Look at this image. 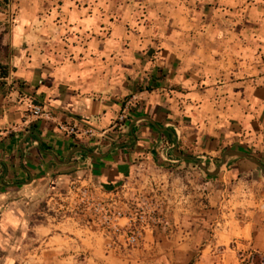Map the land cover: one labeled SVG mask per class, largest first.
I'll use <instances>...</instances> for the list:
<instances>
[{"label": "clouds", "instance_id": "1", "mask_svg": "<svg viewBox=\"0 0 264 264\" xmlns=\"http://www.w3.org/2000/svg\"><path fill=\"white\" fill-rule=\"evenodd\" d=\"M219 2L221 8L215 11V17H218L225 26L223 30L219 26H204L202 24L198 26L196 23L190 22L188 17L190 9L185 6L186 0H63L62 7L60 0H18L7 11L0 12V21L11 19L14 25V46L16 48H20L21 44L25 42L29 45L28 49L22 51L20 57L15 60V65L20 67L21 71L14 75L25 76L29 81L35 78L37 82L49 75L54 76L56 87L49 90L47 87L41 86L39 92L47 93L50 103L54 107H59L61 102L52 100L51 97L59 94L57 89L61 83L68 84L81 93L80 97L75 98V110L81 111V106H86L83 111L87 114L91 108V98L94 93L103 92L107 98V93L112 92L114 87L124 79L125 70L120 67L119 62L132 63L134 61L133 52L147 49L148 45L152 44V38L156 37L162 40L159 47L169 49L184 62L185 68L181 69V73L193 63L203 64V72L197 73V75L202 74L209 77L204 80V84H216L222 70L229 75L238 77L256 76L264 72V61H261V57L264 56V0H219ZM192 3L194 4L195 0H192ZM46 4L49 7L46 8ZM85 4L87 7H84ZM201 15H203L202 12L196 13L193 20L198 21ZM171 20L175 21L180 30L174 31L171 36H166L165 32ZM245 20L257 24L259 27L246 29L239 35L235 34L232 29ZM213 24H215V18ZM101 25L105 27L102 28ZM125 25H130L131 30H128ZM193 29L196 30V35L190 36L189 33ZM110 30L111 36L109 37ZM136 32H139L140 35H136ZM204 35L209 36L217 44L215 49L206 52L204 43H201V37ZM96 36L105 38L104 51H99L101 41L96 39ZM129 41L131 42L130 49L123 50L122 45ZM194 43H200V49L196 55H189ZM82 54L83 58L81 59ZM217 55L221 57V60L214 59ZM104 57H107L106 61L102 60ZM135 62L139 65L138 60ZM42 65H48L54 70L50 73L44 71L40 78H36L34 72L25 71L26 68L39 69ZM236 65L240 71L233 72ZM147 67L151 68V63ZM173 83H182L185 88L193 90L188 96H182L181 93L174 95L180 97L184 102L187 111L183 115L191 116L193 124H198L202 130L205 127V120H208L213 127H218L222 125L217 124L216 116H221L226 123L229 115L233 114L231 109L228 114L214 112L216 100L213 98V92L210 90L206 96L197 94L195 81L184 80L182 74ZM224 84L225 87L219 90L220 93L227 91L232 103L238 101L239 96L232 93L233 86L228 85L227 76L224 78ZM13 95L15 96V94ZM189 99L196 103L188 105ZM220 103L223 104L224 101H220ZM255 103L258 101L252 103L254 111ZM25 106H30V103L26 102ZM115 110V108L109 110L108 115L103 118V122L100 124H97L95 118L89 122L97 127H104L114 118ZM260 112H264V105L261 106L259 112H256V116ZM235 114L240 115L239 109H236ZM253 118L255 117L249 115L244 119L246 130L253 139H256L251 125L247 123ZM7 123L8 117L5 116L4 120L0 121V125ZM260 140L264 141V136L260 137ZM149 159L152 157L149 156ZM141 180L143 183L138 182L140 187L137 190L142 195L153 191V184L162 183V178L151 172L147 175L141 173ZM108 182L107 176L104 175L100 176V186L92 184L91 180L80 181L81 187L75 193H70L67 199L73 205L87 199L97 201L105 199L102 195L92 196L84 189L91 185L97 193H101L102 186ZM125 187L128 188L129 185H125ZM23 195L36 197L40 193L35 188L28 186L24 188ZM176 195L178 196V194ZM8 196V193L0 194V201L7 200ZM124 196L131 198L128 192H125ZM77 197H79V201ZM61 199L65 198L61 197ZM54 200L55 197L49 203L55 208ZM113 200V203L105 204L102 207H98L95 203L89 205V215H92L95 221L93 227L99 228L108 221H111L110 226L113 229L124 228L131 224L130 219L123 218L118 214L127 211L128 206L115 201L114 198ZM137 203L143 207V201L139 198ZM230 203L232 208L237 207L235 203ZM0 207H3V204H0ZM93 209H96L95 213L92 211ZM69 210L72 208L70 207ZM109 212L113 213L112 217L108 216ZM24 215V212H20L19 217H16L12 210L4 213V219L0 221V229H2L0 249L9 250V242L12 237L5 238V234L10 226L13 229L23 228V238H27L28 222L23 219ZM248 215L251 216L252 213ZM225 219L227 223L218 225L216 229L218 242L204 249L201 264H221L222 257L217 254L219 247L229 244L232 237L248 236L253 229L252 223L246 224L241 229L234 218V213L226 216ZM177 224H181L179 217ZM57 230H60V235L55 234ZM37 231L41 234V247L29 253L27 247L22 246V238L16 244L11 245V252L6 264H17V260L21 264H76L73 256L64 260L58 259V257L64 252L79 253L89 249L92 250L93 256L100 258L104 264H173L174 254L183 252L192 243L183 233L174 235L163 244L157 243L149 235L145 240L137 241L136 248L132 252L120 254L119 259H113L117 250L105 242L110 241L112 235L116 233L106 235L107 229L95 233L90 228L81 230L77 220L66 217L63 223H53L48 228H41ZM126 235L125 232L119 237L125 248H127V244L132 243L130 238L126 239ZM49 236L50 239L44 240V237ZM196 242L199 243L198 240ZM239 247L243 248L245 245L240 244ZM18 252L20 255H16ZM37 252L40 255H36ZM49 252L55 253L57 258L51 261L46 259V254ZM228 255L229 253L226 252L223 257L226 258ZM231 256L234 257L235 253L232 252ZM141 257L144 259L142 260ZM88 264H96V262L89 260Z\"/></svg>", "mask_w": 264, "mask_h": 264}, {"label": "crops", "instance_id": "2", "mask_svg": "<svg viewBox=\"0 0 264 264\" xmlns=\"http://www.w3.org/2000/svg\"><path fill=\"white\" fill-rule=\"evenodd\" d=\"M17 2L18 0L5 1V6L0 8V12L7 11L13 3ZM60 5L62 7L63 0H60ZM185 6L190 9L188 13L190 22L198 26L201 24L219 26L221 30L225 27L220 19L215 17V11L221 8L219 0H211V2L195 0L194 4L192 0H186ZM45 7L49 5L46 4ZM84 7H87V4ZM199 12L203 15L198 21H194L193 18ZM214 18L215 24H213ZM6 22H9L8 26ZM101 27L105 26L101 25ZM125 27L131 30L130 25ZM258 27L259 25L245 20L237 24L232 31L239 35L246 29ZM178 30L180 29L177 28L175 21L171 20L165 35L171 36ZM135 34L140 35L139 32ZM108 35L111 36V30ZM189 35L195 36L196 30L193 29ZM14 38V25L11 19L0 21V62L10 68V74L0 79V121H3L5 116L8 117V123L0 125V194L11 195L22 190L24 186L49 180L75 163L89 165L90 169L97 172L99 176L104 175L108 180H113L123 174L130 163L139 156L161 154L166 159L171 150L175 155L176 145L178 148L192 147L198 150L205 148L207 150L209 147L215 149L230 147L246 151L264 163V141L260 140V137L264 136V112L256 116V112H259L264 105V82H262L264 72L256 76L238 77L222 70L216 84H204V80L209 77L197 75L203 72V64L193 63L181 73V69L185 68L184 62L169 49L159 47L162 40L156 37L152 38V44L148 45L147 49L133 52L132 63L119 62L120 67L125 70L124 79L114 87L112 92L107 93V98L103 92L94 93L91 98V108L85 114L83 108L86 106H81V111L75 110V98L81 95L78 89L61 83L57 89L59 94L51 97L52 100L61 102L59 107H54L47 93L39 92L41 86L49 90L56 87L54 76L49 75L37 82L35 78L29 81L25 76L14 75L21 71L20 67L15 65V60L29 47L25 42L20 48H16ZM95 38L101 41L99 51H104L105 38L103 36ZM201 43H204L206 52L217 47V44L207 35L201 37ZM130 44V41L124 43L123 50H129ZM200 46V43H194L189 55H196ZM214 59L219 61L221 57L217 55ZM102 60L106 61L107 57ZM136 60L139 61V65L136 64ZM261 61H264V56L261 57ZM149 63L152 65L151 68L147 67ZM53 70L48 65H42L39 69H25L26 72H34L36 78H40L44 71L50 73ZM238 71H240L238 65L234 66L233 72ZM181 74L184 80L195 81L197 94L206 96L210 90L213 92V98L216 100L214 112L228 114L229 110H232L233 114L229 115L226 123L221 116H216L217 124L222 126L213 127L208 120H205V127L202 130L198 124H193L191 116L183 115L187 109L182 99L174 94L181 93L182 96H188L193 90L185 88L182 83H173ZM225 76H227L228 85L233 86L232 93L239 96V100L235 103L231 102L227 91L223 93L219 91L225 87ZM220 101L224 103L221 104ZM245 101L248 103H242ZM254 101H258L255 103V111L252 108ZM26 102H29L30 106L26 107ZM194 103L196 102L190 99L187 101L188 105ZM34 104L48 106L56 118L46 120L32 116L30 113ZM126 105L128 106L127 120L125 124L118 126L117 119ZM113 108L116 109L113 112L114 118L106 126L97 127L92 124L98 137L87 139L69 136L57 126V121L84 123L93 118L97 120V124H100ZM236 109H239L240 115L235 114ZM249 115L255 117L247 123L251 125L256 139H253L246 130L244 118ZM144 116L151 120H137ZM18 120L19 123H17ZM76 148H85L104 156L90 157L88 151L80 149L75 151L69 159V154ZM232 159L237 161H231ZM172 161L175 160L172 159ZM244 162L247 165L255 164L243 157H230L227 164L231 166Z\"/></svg>", "mask_w": 264, "mask_h": 264}, {"label": "rangeland", "instance_id": "3", "mask_svg": "<svg viewBox=\"0 0 264 264\" xmlns=\"http://www.w3.org/2000/svg\"><path fill=\"white\" fill-rule=\"evenodd\" d=\"M5 1L9 0H1L0 8L5 6ZM6 8L8 9L7 6ZM6 23L8 26L9 22ZM179 149L187 156L197 157L209 169L214 170L221 162L223 153L232 148ZM149 156L152 159H149ZM149 172L161 177L162 183L153 184L154 190L142 195L137 190L140 183H143L141 173L147 175ZM88 180L100 186V176L97 172L91 170L89 165L75 163L49 180L28 185L35 188L40 195L36 197L23 195L24 188L28 187L24 186L22 190L9 195L7 200L0 201V204H3V207H0V221L4 219L6 211L12 210L16 217H19L20 212H24L23 219L28 222L27 238H23V228L13 229L11 226L8 228L5 238L11 236L12 240L9 242L8 251L0 249V264H6L11 245L22 238V246H26L29 253L39 249L41 234L37 230L48 228L53 223H63L66 217L77 220L81 230L90 228L95 233L107 229L106 235L115 232L111 240L105 242L117 250L113 259H119L120 254L132 252L136 248V242L145 240L149 235L157 243L163 244L174 235L183 233L192 243L183 252L174 254L173 264H201L204 249L218 242L216 235L218 225L226 224L225 217L232 213L241 229L248 223L253 224V229L248 236L232 237L229 244L219 247L217 254L222 257L221 264H264V174L261 167L255 164L247 165L245 162L231 166L225 164L219 174L211 176L196 160L181 158L174 155L172 150L166 159L161 154L141 155L130 163L123 174L108 180L109 182L102 186L101 193H97L91 185L84 189L92 196L102 195L105 199L99 201L87 199L73 205L67 198L70 193H75L81 187L80 181ZM125 185L129 187L126 188ZM125 192H128L131 198L125 197ZM53 197L55 208L49 203ZM113 198L128 206L127 211L118 214L130 219L131 224L113 229L110 226L111 221H108L99 228L93 227L95 221L93 216L89 215V205L95 203L102 207L113 203ZM138 198L143 201V207L138 205ZM77 200L79 201V197ZM230 202L235 203L237 207L232 208ZM70 207L72 210H69ZM92 211L95 213L96 209ZM249 213L252 215L249 216ZM108 216L112 217L113 213L109 212ZM178 217L181 220L180 225L177 224ZM125 232L126 239L132 240V243L127 244V248L119 239ZM55 234L60 235V230ZM48 239L50 236L44 237V240ZM240 244L245 247H239ZM226 252L229 255L224 258L223 254ZM232 252L235 253L234 257L231 256ZM36 255L40 253L37 252ZM69 256L75 258L76 264H88L89 260L95 261L96 264H104L100 258L93 256L91 249L79 253L64 252L58 259L64 260ZM54 258H57L55 253L46 254L49 261ZM17 264L21 262L17 260Z\"/></svg>", "mask_w": 264, "mask_h": 264}, {"label": "built area", "instance_id": "4", "mask_svg": "<svg viewBox=\"0 0 264 264\" xmlns=\"http://www.w3.org/2000/svg\"><path fill=\"white\" fill-rule=\"evenodd\" d=\"M30 114L38 119L54 120L56 118L51 109L43 104H34ZM127 114L128 106L126 105L117 119L118 126L125 124ZM57 126L69 136L87 139L97 136L95 128L88 121L84 123L80 121H57Z\"/></svg>", "mask_w": 264, "mask_h": 264}, {"label": "water", "instance_id": "5", "mask_svg": "<svg viewBox=\"0 0 264 264\" xmlns=\"http://www.w3.org/2000/svg\"><path fill=\"white\" fill-rule=\"evenodd\" d=\"M140 119H149L151 120V118L147 117V116H144V117H140L138 118L137 120H140ZM155 124V122H154ZM80 149H84L86 151H88L87 149L85 148H76V149H73L71 151V153L69 154V159L71 158L72 154L77 151V150H80ZM174 152H175V155L181 157V158H184V159H192V160H196L200 167L208 174V175H211V176H215L217 174H219L222 170V167L227 164L228 162V159L230 157H243V158H246L250 161H252L253 163H255L256 165H258L259 167H261L262 169V173L264 174V163L259 159L257 158L256 156L254 155H251L249 154L248 152L246 151H242V150H237V149H228L226 150L223 155H222V158H221V162L219 163V165L214 169V170H211L209 169L200 159H198L197 157L195 156H187L185 154H183L179 148H178V145L175 146L174 148ZM88 154L90 157H101V156H104V155H99L95 152H90L88 151ZM68 162V161H66Z\"/></svg>", "mask_w": 264, "mask_h": 264}, {"label": "trees", "instance_id": "6", "mask_svg": "<svg viewBox=\"0 0 264 264\" xmlns=\"http://www.w3.org/2000/svg\"><path fill=\"white\" fill-rule=\"evenodd\" d=\"M9 74H10L9 66L0 62V79L7 77Z\"/></svg>", "mask_w": 264, "mask_h": 264}]
</instances>
